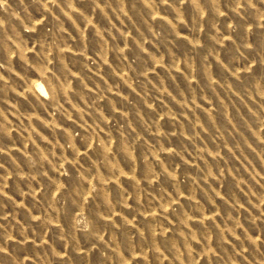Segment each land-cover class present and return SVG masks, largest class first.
<instances>
[{
    "label": "rangeland",
    "instance_id": "374dc122",
    "mask_svg": "<svg viewBox=\"0 0 264 264\" xmlns=\"http://www.w3.org/2000/svg\"><path fill=\"white\" fill-rule=\"evenodd\" d=\"M0 264H264V0H0Z\"/></svg>",
    "mask_w": 264,
    "mask_h": 264
}]
</instances>
